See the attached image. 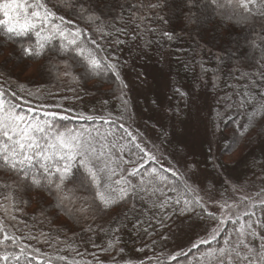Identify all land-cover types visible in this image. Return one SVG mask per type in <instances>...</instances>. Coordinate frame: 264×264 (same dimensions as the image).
Segmentation results:
<instances>
[{"label":"trees","instance_id":"1","mask_svg":"<svg viewBox=\"0 0 264 264\" xmlns=\"http://www.w3.org/2000/svg\"><path fill=\"white\" fill-rule=\"evenodd\" d=\"M40 2L54 13L42 36L47 35L52 23L70 32L79 29L83 46L102 58L105 66L92 70L84 56L62 49L61 45L67 42L58 36L46 44L41 56L25 55V47L35 52V32L14 36L0 29L2 98L16 105L18 112L47 119L61 131L90 130L96 140L106 136L108 142H115L117 146L128 145L123 156L136 160L137 156L129 155V149L137 150L129 143L130 137L121 125L135 131L131 123L134 111L140 108L146 115L147 107H153L150 113L161 110L153 96L158 84L155 92L158 100L164 99L165 105L170 107L161 122L151 114L150 119L144 116L140 125L145 132L151 131V148L158 146L162 166L148 161L147 157L139 163L144 164L141 173L156 169L166 180L158 183L163 195L156 192L144 199L133 196L106 212L88 214L85 219L71 210V203L66 201L62 206L54 190L32 186L30 179L23 181L16 172L0 165V185H11L10 188L0 187V221L9 235L22 237L15 245L8 242L0 247V253H18L24 247L25 255L33 258L29 261L22 257L23 264H87L89 261L95 264L96 258L103 264H114L113 256L118 264H201L205 259L203 254L210 247L224 246V239L230 234L235 240L234 229L240 223L232 221L237 216L245 222L249 217L243 214L253 212V221H264V204L261 203L264 201V117H258L247 133L239 135V129L249 122L253 111V104L241 106L240 94L247 89L259 98V93L264 92V81L260 79L264 69L256 63L261 59L259 46H264L261 10L253 8L244 22L241 9L236 8L229 18L211 5L204 8L207 0H201V6L193 9L198 20L193 25L187 19L189 13L183 0H166V6L154 9L149 5L164 4L165 0ZM89 15L101 19L93 24L87 20ZM136 24L140 29L133 39ZM98 26L110 35L96 31ZM117 28H127L128 34L118 33ZM165 31L173 33V38L162 35ZM117 39L123 43H115ZM252 41L257 47L252 46ZM109 63L116 65L115 71L106 67ZM65 72L69 75H64ZM158 79L167 83L159 84ZM177 89L187 95L181 96ZM198 98L203 99V107L199 106ZM45 113H56L55 119ZM88 116L94 119H86ZM229 118L226 126L225 120ZM180 120H185L183 132L180 129L186 140L182 147L172 142ZM167 141L171 142L165 143ZM175 156L177 161L173 160ZM227 157H231L230 161H225ZM121 167L131 169L132 165L122 164ZM33 171L37 176L43 174L39 164H35ZM173 171L177 175L174 176ZM233 172L237 180L226 185V176ZM205 173L217 178L215 185L201 184ZM86 175L78 160L74 161L66 185L67 189L75 191L76 208L85 199L91 203L94 195V189L85 181ZM131 179L138 184L140 177ZM246 186L256 188L249 199L254 205L241 212L246 201L236 203L230 193H239V189ZM10 195L12 199H6ZM178 198L179 204L176 203ZM196 198L201 204L185 207V199L194 201ZM163 201L167 203L161 208L159 204ZM208 203L215 206L214 212L209 211ZM225 212L241 213L228 218L223 216ZM191 220L206 231L203 240L210 239L214 231L219 233L216 239L211 240V244L190 240L175 253L157 245L173 229ZM101 226L107 231H99ZM89 227L93 231H85ZM113 228L119 231L113 233ZM258 231L264 232V229ZM116 237L119 238L118 248H123L124 252L119 253L118 248L103 252L101 249ZM251 243L259 245V240ZM59 256L67 259L61 261L57 259Z\"/></svg>","mask_w":264,"mask_h":264},{"label":"snow or ice","instance_id":"2","mask_svg":"<svg viewBox=\"0 0 264 264\" xmlns=\"http://www.w3.org/2000/svg\"><path fill=\"white\" fill-rule=\"evenodd\" d=\"M183 2L189 13L187 17L189 23L197 24V16L193 9L201 6V0H183ZM209 5L214 10L229 16V18L234 14L236 8L241 9L240 15L244 22L248 20V14L252 12L253 8L261 10L259 14L264 16V0H207L203 7L208 8ZM162 6H166V0L164 4L149 5L153 9ZM39 9H43V11L41 12ZM229 10L232 11L230 12ZM53 15L54 13L50 12L40 0H34V2L32 0H0V17H2L0 18V29L14 36H25L35 32L37 37L34 46L35 52L33 53L31 47H25L23 48L25 55L32 56L34 54L36 57L41 56L45 51L46 44L58 36L62 41L67 42L62 44L61 48L74 50L77 55L84 56L92 70L95 71L104 67L105 65L101 63L102 58H99L92 50L86 49L83 46V42L79 40L81 30L77 29L75 32H70L61 25L52 23L47 35L42 36L45 28L50 23L49 17ZM60 19L63 20V17H60ZM100 19V16L97 15H89L87 17V20L93 24ZM141 19L143 18L141 17ZM135 28L137 31L133 33V39L137 38L140 25L136 24ZM96 31L103 32L104 35H110V33L104 32L102 26H98ZM116 31L125 35L128 34L127 28H117ZM162 35L168 39L173 38V33L168 31L163 32ZM115 43L120 44L123 41L117 39ZM252 46L257 47L255 41H252ZM259 47L261 59L257 60L256 63L264 69V46ZM86 51L87 55H85ZM106 67L113 71L116 69V65L111 63L107 64ZM64 75H69V73L65 72ZM244 75L247 76L248 73H244ZM260 79L264 81V71L261 72ZM176 91L181 96L187 95L180 92L179 89ZM3 96L4 92L0 91V165L16 172L23 181L30 179L32 186L47 191L54 190V195L62 206L65 205L66 201L71 203L73 205L71 210L82 214L87 219L88 214L95 216L97 213L106 212L112 206L133 196H139L144 199L146 196H152L156 192H160L163 195L158 183L165 181L166 177L161 176L156 169H151L150 172L145 170L144 173H141L144 164L139 163V161H144L145 157H147L148 161H156L158 157L155 152L143 147L141 142H139L138 136L133 135L123 125H121V128L130 137L129 143L137 150V152H132L129 149V155L137 156L136 160L125 159L123 156V152L128 145L121 144L117 146L115 142H108L106 136H100V139L96 140L92 137L90 130L74 131L65 129L61 131L55 128L52 122L47 119L41 120L18 112L17 106L7 103L2 98ZM240 96L242 107L245 104H253V111L249 114V122L242 129H239V135L243 136L258 117H264V92H260L258 98L255 93L246 89ZM49 115L55 119L56 113H45V116ZM62 118L66 119L67 117ZM86 119L92 120L94 117L88 116ZM230 119L225 120L226 126ZM97 134L99 136L98 130ZM144 143H147V141ZM153 148L159 151L158 146L153 145ZM113 149L116 152H113ZM117 153H120V155H117ZM77 160L87 174L85 181L94 189L91 203L85 199L79 208L75 207V204L78 203L75 191L67 189L66 185L73 162ZM35 164H39L40 169L43 170L42 175L37 176L33 171ZM122 164L132 165V167L131 169L121 167ZM172 174L174 176L177 175L175 171ZM137 175L140 177L138 184L133 183L131 179ZM85 181H82V184ZM0 187L10 188L11 185L2 184ZM186 187L188 186L186 185ZM192 191L194 192L195 190L193 189ZM180 195H183V193H180ZM6 199H12V196L10 195ZM243 199L247 200L248 198L244 197ZM166 203L167 201L160 202L159 207H165ZM176 203H180L179 198ZM193 203L199 205L201 200L199 198L194 201L184 200L186 208ZM261 203L264 204V201H261ZM156 206V202H153V207ZM227 207H231V205H227ZM243 215L248 216L249 220L241 222L240 216H237L232 221L234 224L240 223V226L234 229L235 240L231 239L232 234H230L229 237L224 239V246L210 247L203 254L205 259L201 261V264H264V232L258 231V229H264V221H253L251 219L254 216L253 212H245ZM220 223L223 224L224 220L221 219ZM85 231H93V229L89 227ZM99 231L106 232L107 230L101 226ZM111 231L113 233L118 232L119 228H113ZM218 234V232L214 231L210 234V239L203 240L201 243L211 244V240L216 239ZM20 239L22 237H17L14 233L9 235L4 228L3 222L0 221V247H5L8 242L15 245ZM252 240H259L258 247L251 243ZM118 244V237L115 240L110 239L107 246L101 250L105 253H110L113 249L118 248ZM93 246L96 247L95 244ZM193 247L198 246L193 245ZM118 251L123 253L124 249L118 248ZM25 253L26 249L24 247H21L18 253L7 251L0 253V264H23L22 257L30 261L33 257L30 255L26 256ZM57 259L64 261L67 258L59 256ZM112 259L114 264H118L114 256ZM70 264H75V262H70ZM87 264H93V262L89 261ZM95 264H103V261L96 258Z\"/></svg>","mask_w":264,"mask_h":264},{"label":"rangeland","instance_id":"3","mask_svg":"<svg viewBox=\"0 0 264 264\" xmlns=\"http://www.w3.org/2000/svg\"><path fill=\"white\" fill-rule=\"evenodd\" d=\"M157 83L159 84H166V80L164 79H158ZM158 84L155 88V91L153 93L154 99L157 102V105H159L161 107L160 111H155V112H151L150 110L153 109V107H147L148 110V114L144 115L145 113H142L140 108L139 111H134L135 114H133V119L131 121V123H133L134 127H135V131H131V133L133 135H137L139 138V142H141L143 147H146L149 151H153L155 152L156 156L158 157V159L156 160V162H158L161 166L162 164L160 162H162L161 157L159 156V154L157 153L156 149H152L151 148V131L148 130L147 132H145V130L141 127L140 125V120L143 119L144 116L148 117L150 119V115L152 114V116H155L159 122H161V120L165 117V111L168 107L170 106H166L165 105V100H158L157 98V93H155L158 90ZM198 104L200 107H203L205 105L204 101L202 98H198ZM179 125H178V133L173 134L172 142L175 144H178L179 147H182V145H184L185 141L182 134H181V130L182 132L184 130V123L185 120H180L179 121ZM186 128V126H185ZM145 141H147V143H144ZM171 141H167L165 143H170ZM161 147V146H159ZM163 153L166 152V149L162 150ZM236 156V155H233ZM225 161L228 160L230 161L231 157H227L224 158ZM175 161H177V158L175 156V158L173 159ZM237 180V174L235 172H233L231 175L226 176V185H228L231 182H234ZM217 181L216 177H213L212 175L205 173L204 178L202 179L201 184L203 186H209L211 184L215 185ZM241 192L239 193H230L232 195V198L234 200V202L236 203H240V202H244L246 201V204L243 206L242 211L241 212H245L251 209V207L254 205V203L249 202V199L251 198V195L254 194L256 192V188L255 186H246L245 188H241L239 189ZM247 197V200H244L243 198ZM207 208L209 209V211H215V206L213 204L208 203L207 204ZM224 208V207H223ZM229 212V210H227ZM241 212H239L238 214H240ZM235 212L231 213H223L224 217H228V218H233L235 215H238ZM194 220H191L189 223H185L182 224L181 226L175 228L172 230L171 233L167 234L164 236V238L162 240H159L157 242V245L160 246L161 248H163L164 251L169 252V253H175L177 251L180 250L181 247H185L189 244L190 240L195 239V241H203L204 237H206V231L203 230V228L201 226H199L197 223H192ZM254 246H258V243H254Z\"/></svg>","mask_w":264,"mask_h":264}]
</instances>
